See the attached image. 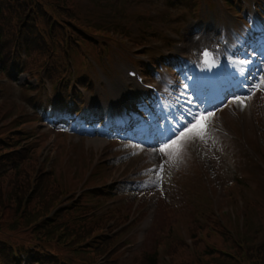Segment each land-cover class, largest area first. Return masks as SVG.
Instances as JSON below:
<instances>
[{
	"label": "rangeland",
	"instance_id": "1",
	"mask_svg": "<svg viewBox=\"0 0 264 264\" xmlns=\"http://www.w3.org/2000/svg\"><path fill=\"white\" fill-rule=\"evenodd\" d=\"M23 1L34 7L32 13L39 12L50 19L58 17L72 32H79L74 24L90 27L81 22L79 10H71L72 5L64 0ZM13 90V87L8 88L4 102L0 101V251L45 250L78 264H264V250L259 245L264 233L259 235V242L254 240L255 236L242 240L240 227L231 223V205H236L239 195L244 194L245 205H250L243 208L246 217L249 220L248 212L255 208L256 215L260 214L259 230L264 229V153L262 163L252 164V167H261V171L248 178L249 189L234 181L227 158H219L225 189L222 198L214 197L215 204L210 207L204 204L208 203L204 199L212 192L197 181L198 178L191 182L190 196L187 194L183 188L184 170H181L187 164L178 159L166 178V196L149 241L143 249L138 248L139 245L130 246L133 251L142 250L128 254L127 246L122 249L120 244L125 237L113 235L112 224L107 226L106 222L96 221L99 215L91 220L83 218L76 211L86 188L83 150L93 153L90 162L97 156L95 151L87 149L86 142L78 144L70 140L69 145L79 146L71 151L74 146L69 150L67 142H57L52 137L45 139L35 143L36 150L27 161L13 171L5 170L7 155L3 156L5 149L1 148L7 146L15 150L18 145L15 141L21 138L25 128V121L21 123L18 118L23 108L17 104L18 100L10 97ZM16 93L19 97V92ZM229 123L237 134L236 124L230 119ZM189 145L190 140L184 147L188 149ZM242 167L249 168L246 160ZM254 199H263L262 204L258 205L260 200ZM138 231V228L134 231L137 238L140 237ZM253 232L254 229L246 227L244 235L251 238ZM154 254L158 259H149Z\"/></svg>",
	"mask_w": 264,
	"mask_h": 264
},
{
	"label": "snow or ice",
	"instance_id": "2",
	"mask_svg": "<svg viewBox=\"0 0 264 264\" xmlns=\"http://www.w3.org/2000/svg\"><path fill=\"white\" fill-rule=\"evenodd\" d=\"M204 55L208 56L209 54L205 52ZM241 62L245 64L251 63L249 60H244ZM205 63H208V61H205ZM184 87L187 88L188 85L186 84ZM233 99L237 104L246 106V99L244 97L234 96ZM214 116L215 113L212 111H205L195 115L192 121L186 123L178 131H174L173 135L169 137L165 143L161 144L159 151L165 155L178 156L187 141L205 139L209 135L211 128L210 122Z\"/></svg>",
	"mask_w": 264,
	"mask_h": 264
},
{
	"label": "bare ground",
	"instance_id": "3",
	"mask_svg": "<svg viewBox=\"0 0 264 264\" xmlns=\"http://www.w3.org/2000/svg\"><path fill=\"white\" fill-rule=\"evenodd\" d=\"M90 146H93L95 149L100 150L103 148V144L100 142H90Z\"/></svg>",
	"mask_w": 264,
	"mask_h": 264
},
{
	"label": "trees",
	"instance_id": "4",
	"mask_svg": "<svg viewBox=\"0 0 264 264\" xmlns=\"http://www.w3.org/2000/svg\"><path fill=\"white\" fill-rule=\"evenodd\" d=\"M152 259V258H151Z\"/></svg>",
	"mask_w": 264,
	"mask_h": 264
}]
</instances>
